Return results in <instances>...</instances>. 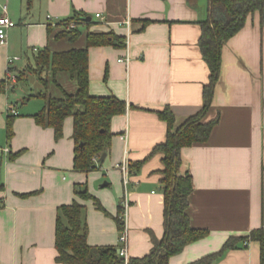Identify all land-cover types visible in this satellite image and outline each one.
Listing matches in <instances>:
<instances>
[{"label": "crops", "instance_id": "crops-1", "mask_svg": "<svg viewBox=\"0 0 264 264\" xmlns=\"http://www.w3.org/2000/svg\"><path fill=\"white\" fill-rule=\"evenodd\" d=\"M0 3V17L8 15L16 22L8 29L7 43H0V83L11 54L22 56L18 62L25 64L15 67L26 71L40 49L60 52L86 47L89 30L114 31L128 38L125 47L89 48L91 94L115 95L127 102L126 113L112 121L111 147L96 170L74 169V117L65 120L63 137L56 139L53 128L40 126L32 116L44 108L45 100L26 98L45 88L56 97L64 91L76 92L78 83L71 73L54 76L49 71L47 87L40 80L37 90H0V184L4 186L0 189V264H61L55 246L57 209L74 200L86 206L89 244L120 246L115 217L125 196L130 201V256L146 255L153 245L151 234L159 239L164 235L162 155L150 156L137 173H130L126 187L116 165L124 158L129 163L147 158L165 140L167 124L157 110L169 105L176 129L202 108L209 68L199 47V21L208 17V0ZM75 11L91 17L92 24L80 23L82 34L75 41L57 38L62 30L57 23ZM128 54L129 62L120 61ZM19 99L26 102L21 106ZM13 100L18 114L9 138L7 108ZM218 116L207 142L182 149V170L192 174L195 184L188 208L190 223L209 234L171 256L170 264H186L216 252L232 236L264 231V27L258 13L250 14L223 46L221 73L206 119ZM105 181L108 184L103 186ZM80 187H86L107 212L95 200L78 197L75 190ZM213 264H264V240L241 242Z\"/></svg>", "mask_w": 264, "mask_h": 264}, {"label": "trees", "instance_id": "trees-1", "mask_svg": "<svg viewBox=\"0 0 264 264\" xmlns=\"http://www.w3.org/2000/svg\"><path fill=\"white\" fill-rule=\"evenodd\" d=\"M26 2L31 5L33 0ZM253 13L259 14L260 24L264 27V0H208V17L199 21L201 25L199 47L209 68V80L203 87V106L176 129L175 114L170 106L157 110L159 117L167 124L165 140L158 143L147 158L129 163L130 173H137L150 156L161 154L163 167L160 170L162 174L160 180L164 194V235L159 239L151 234L153 245L150 252L142 257H131L130 264H170L171 256L182 252L187 245L209 234V230L192 227L190 223L188 208L195 184L192 174L182 170V149L209 140L219 120V116L211 120H207L206 116L212 106L215 86L221 73L223 46L243 28L247 17ZM83 17L87 16L75 11L71 17L59 21L57 25L61 26L62 30L56 37L77 40L82 34L78 25L92 24L91 21H84ZM71 23H74L75 27H69ZM105 45L125 47L126 36L118 35L114 31L89 30L86 47L60 52H53L47 47L40 49L35 55L36 67L30 68L45 87L48 84L49 71H52L54 76L58 72L67 71L77 80L78 88L74 93L64 91L62 96L56 97L45 88L26 98L39 96L45 100L44 108L32 116L40 126L53 128L56 139L63 137L65 120L70 116L74 117V169L79 172L96 170L103 162L101 156L109 151L114 135L112 121L127 111L125 100L115 95L100 96L90 92L89 48ZM25 74V70L19 71V79H24ZM0 84V90L5 92L4 79ZM15 116L8 113L9 138L14 135ZM3 187L0 184V189ZM75 192L81 199L95 200L98 208L107 212L86 187H80ZM121 213L122 207L115 217L120 232L124 228ZM87 236L86 206L78 200L60 205L57 209L55 232V246L58 252L56 259L59 263L123 264L118 252L119 246L91 245ZM252 239L263 242V229L253 230L247 236H232L218 251L186 264H213L227 251L237 248L239 243Z\"/></svg>", "mask_w": 264, "mask_h": 264}, {"label": "built area", "instance_id": "built-area-1", "mask_svg": "<svg viewBox=\"0 0 264 264\" xmlns=\"http://www.w3.org/2000/svg\"><path fill=\"white\" fill-rule=\"evenodd\" d=\"M4 9H6V5L4 6ZM97 17H102L100 13L96 14ZM49 20H53L51 15H48ZM125 24L127 25L128 29L131 27V20L130 18H127L125 20ZM16 25V22L13 21L8 15H3L0 17V43L1 44H6L7 43V32L8 29L11 27H14ZM69 27H75L74 23H71ZM128 42V38L126 37V45ZM20 56H9L7 59V64H8V70H7V75L4 78V88L6 90L14 88L16 83H18L19 80V73L16 71L14 68V64L16 61L20 60ZM130 57L129 54L124 57L120 58V61L124 62H129ZM7 112L11 114H18V103L17 102H11L7 108ZM124 137H127V134H125ZM8 151V149H6ZM117 168L121 170L122 175H123V183L125 187L127 186L129 182V176H130V170H129V161L127 158H124L123 161L117 163ZM129 208H130V201L127 196H125L123 203H122V213L121 217L124 222V228L121 231L120 237H119V254L123 259V264H130V253L128 249V242H129V235H128V215H129ZM247 244V242H245Z\"/></svg>", "mask_w": 264, "mask_h": 264}, {"label": "rangeland", "instance_id": "rangeland-1", "mask_svg": "<svg viewBox=\"0 0 264 264\" xmlns=\"http://www.w3.org/2000/svg\"><path fill=\"white\" fill-rule=\"evenodd\" d=\"M10 56H20L21 59H22L21 55L11 54ZM34 59L35 58L31 57V60H30V63H29V65H31L30 66L31 68L36 67V63H35ZM18 61H16L15 64H14V68L16 69V71L18 69L17 67H15V66H17V64H25V62H26V61H23V60H21L20 62H18ZM20 68H22V67H20ZM17 72H19V71H17ZM39 85H41V82L38 79V76L35 74V72L33 70H30L28 68L26 70L25 78L21 79V80L19 79L18 83H16L14 86H12L14 88H11V89H14V91L12 90L11 93H14L17 90H26V91L27 90L28 91L37 90ZM35 86H36V88H35ZM33 88H35V89H33ZM20 99H22V98H20ZM20 99L18 100V103H19V105H21V104L23 105L24 104L23 102H26V101L22 100L23 101L22 102ZM13 101L15 102V100H13Z\"/></svg>", "mask_w": 264, "mask_h": 264}, {"label": "water", "instance_id": "water-1", "mask_svg": "<svg viewBox=\"0 0 264 264\" xmlns=\"http://www.w3.org/2000/svg\"><path fill=\"white\" fill-rule=\"evenodd\" d=\"M82 19H83L84 21H89V20L91 19V17H83ZM106 155H107V153H103V155L101 156V160H104L105 157H106ZM107 184H108V182L105 181V182L103 183V186H105V185H107ZM118 252H119V249H118Z\"/></svg>", "mask_w": 264, "mask_h": 264}]
</instances>
